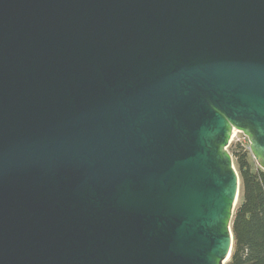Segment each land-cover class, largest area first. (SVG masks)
Masks as SVG:
<instances>
[{"label": "water", "instance_id": "95a60500", "mask_svg": "<svg viewBox=\"0 0 264 264\" xmlns=\"http://www.w3.org/2000/svg\"><path fill=\"white\" fill-rule=\"evenodd\" d=\"M264 171V0H0V264H226Z\"/></svg>", "mask_w": 264, "mask_h": 264}, {"label": "trees", "instance_id": "16d2710c", "mask_svg": "<svg viewBox=\"0 0 264 264\" xmlns=\"http://www.w3.org/2000/svg\"><path fill=\"white\" fill-rule=\"evenodd\" d=\"M228 152L239 176L240 192L231 223L233 248L226 264H264V171L244 143H230Z\"/></svg>", "mask_w": 264, "mask_h": 264}, {"label": "built area", "instance_id": "2783aa9c", "mask_svg": "<svg viewBox=\"0 0 264 264\" xmlns=\"http://www.w3.org/2000/svg\"><path fill=\"white\" fill-rule=\"evenodd\" d=\"M238 134L241 135V139H236V136ZM234 142H242V143H244L247 146L248 150H249V142H248L247 137H245L242 133H240L238 131L232 130L229 144L230 143H234Z\"/></svg>", "mask_w": 264, "mask_h": 264}, {"label": "rangeland", "instance_id": "374dc122", "mask_svg": "<svg viewBox=\"0 0 264 264\" xmlns=\"http://www.w3.org/2000/svg\"><path fill=\"white\" fill-rule=\"evenodd\" d=\"M236 139H241V135L238 134V135L236 136ZM227 151H228V149H227ZM251 157H252V156H251ZM252 160L254 161L253 158H252ZM254 162H255V161H254ZM255 163H256V162H255ZM253 165H254V164H253ZM233 166H234V168H235V165H234V164H233Z\"/></svg>", "mask_w": 264, "mask_h": 264}]
</instances>
